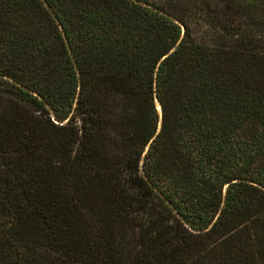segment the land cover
I'll list each match as a JSON object with an SVG mask.
<instances>
[{"label": "trees", "instance_id": "1", "mask_svg": "<svg viewBox=\"0 0 264 264\" xmlns=\"http://www.w3.org/2000/svg\"><path fill=\"white\" fill-rule=\"evenodd\" d=\"M37 251L264 264V0H0V264Z\"/></svg>", "mask_w": 264, "mask_h": 264}, {"label": "rangeland", "instance_id": "2", "mask_svg": "<svg viewBox=\"0 0 264 264\" xmlns=\"http://www.w3.org/2000/svg\"><path fill=\"white\" fill-rule=\"evenodd\" d=\"M99 256H100V250H99ZM32 258L35 261H42V264L49 263V260L51 261V257H47V256L45 257L41 251H37L36 253H34ZM53 263L55 264V262ZM62 264H68V263H62Z\"/></svg>", "mask_w": 264, "mask_h": 264}]
</instances>
